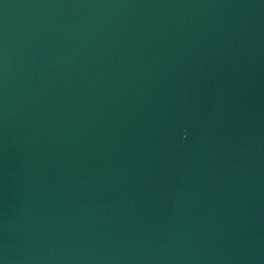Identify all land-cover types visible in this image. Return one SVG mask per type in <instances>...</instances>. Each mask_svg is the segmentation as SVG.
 I'll list each match as a JSON object with an SVG mask.
<instances>
[{"label": "water", "instance_id": "95a60500", "mask_svg": "<svg viewBox=\"0 0 264 264\" xmlns=\"http://www.w3.org/2000/svg\"><path fill=\"white\" fill-rule=\"evenodd\" d=\"M0 264H264V0H0Z\"/></svg>", "mask_w": 264, "mask_h": 264}]
</instances>
